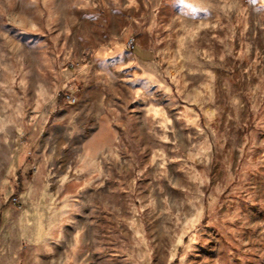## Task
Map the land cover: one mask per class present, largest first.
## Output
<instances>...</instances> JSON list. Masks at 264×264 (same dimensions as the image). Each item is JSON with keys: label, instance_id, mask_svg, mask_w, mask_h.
I'll list each match as a JSON object with an SVG mask.
<instances>
[{"label": "rangeland", "instance_id": "rangeland-1", "mask_svg": "<svg viewBox=\"0 0 264 264\" xmlns=\"http://www.w3.org/2000/svg\"><path fill=\"white\" fill-rule=\"evenodd\" d=\"M1 207L0 264H264V0H0Z\"/></svg>", "mask_w": 264, "mask_h": 264}, {"label": "built area", "instance_id": "built-area-1", "mask_svg": "<svg viewBox=\"0 0 264 264\" xmlns=\"http://www.w3.org/2000/svg\"><path fill=\"white\" fill-rule=\"evenodd\" d=\"M63 99L70 105H75L77 103V98L71 92L63 93ZM12 204L18 209L23 208V205L17 197L12 200Z\"/></svg>", "mask_w": 264, "mask_h": 264}, {"label": "crops", "instance_id": "crops-1", "mask_svg": "<svg viewBox=\"0 0 264 264\" xmlns=\"http://www.w3.org/2000/svg\"><path fill=\"white\" fill-rule=\"evenodd\" d=\"M2 208V207H1ZM0 208V209H1ZM3 212H4V210H3V208H2V210H0V214H3ZM2 227V228H1ZM6 226L3 224V221H2V217L0 216V228H1V230H0V243H2V242H4V240H5V235L3 234V233H6L5 231H4V228H5ZM5 256V254L2 252V250H0V263H2L3 261H2V258Z\"/></svg>", "mask_w": 264, "mask_h": 264}]
</instances>
